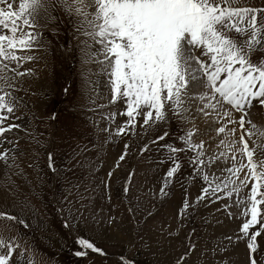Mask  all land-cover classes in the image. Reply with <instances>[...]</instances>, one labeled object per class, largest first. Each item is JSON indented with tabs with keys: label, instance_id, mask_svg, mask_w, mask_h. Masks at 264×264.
Returning <instances> with one entry per match:
<instances>
[{
	"label": "snow or ice",
	"instance_id": "obj_1",
	"mask_svg": "<svg viewBox=\"0 0 264 264\" xmlns=\"http://www.w3.org/2000/svg\"><path fill=\"white\" fill-rule=\"evenodd\" d=\"M60 3L86 38L84 63H96L107 77L103 87L108 106H122L103 115L109 122L104 130L123 137L137 127L151 128L172 118L191 125L181 128L178 144L161 145L169 167L160 194L167 195L186 159L193 178L201 182L197 203L229 201L222 208L240 223L225 239L244 241L249 264H258V238L264 236V127L251 117L253 109L264 113V7L241 0ZM43 8L44 0H0V161L9 159V149L3 146L15 143L6 134L20 127L11 122L18 119L14 116L18 98L11 90L14 81L31 74L24 65L35 59L30 52L39 43L37 18ZM256 53L261 55L254 58ZM117 117L124 119L116 124ZM169 135L166 131L152 143ZM126 155V151L120 155L116 167ZM189 207L185 198L181 215ZM0 218L27 226L5 212ZM77 243L81 247L77 257L87 256L88 250L106 255L87 239L78 238ZM19 247L14 239L0 236V264H20L23 253L14 260ZM194 249L192 245L176 264ZM120 264L135 262L121 256Z\"/></svg>",
	"mask_w": 264,
	"mask_h": 264
},
{
	"label": "rangeland",
	"instance_id": "obj_2",
	"mask_svg": "<svg viewBox=\"0 0 264 264\" xmlns=\"http://www.w3.org/2000/svg\"><path fill=\"white\" fill-rule=\"evenodd\" d=\"M241 2L264 7V0ZM44 4L37 18L40 42L30 52L35 59L24 65L31 74L14 81L13 89L17 111L27 107L36 119L30 121L25 115L24 121L18 120L20 127L13 131L17 142L3 146L9 149V159L0 161V212L24 218L32 228L24 239V250L30 251L26 259L31 257L34 264H120V257L126 256L135 264H176L195 245L182 264H249L245 242L225 239L240 223L225 214L222 204L229 201L197 203L201 182L193 178L187 153L167 195L160 194L169 165L161 145L178 144L181 128L191 125L172 118L151 128L137 127L132 135L118 136V141L111 139L114 133L103 130L106 145L99 159L91 144L100 140L101 127L88 114L92 111L99 119L104 109L116 111L122 106H108L103 87L107 77L96 63H84L86 38L77 31L74 18L65 13L60 0H44ZM97 76L102 88L94 83ZM92 100L106 107L95 110ZM82 106L95 130L84 123ZM123 119L117 117L116 124ZM30 123L33 127L28 131ZM166 131L170 133L166 140L152 143ZM12 133L6 134L10 140ZM145 145L149 150L141 152ZM125 151V160L116 167ZM185 198L191 207L181 215ZM0 236L11 238L2 231ZM78 238L93 242L106 255L88 250L87 256L77 257ZM258 241L256 259L264 264V236Z\"/></svg>",
	"mask_w": 264,
	"mask_h": 264
},
{
	"label": "bare ground",
	"instance_id": "obj_3",
	"mask_svg": "<svg viewBox=\"0 0 264 264\" xmlns=\"http://www.w3.org/2000/svg\"><path fill=\"white\" fill-rule=\"evenodd\" d=\"M91 79L93 81V77ZM101 81H102V79H100L99 76L94 78V83H96L97 87H101L102 86ZM263 117H264V113H259L256 109H253V115H252L251 118H252L254 123H256L259 126H262L263 121H261V120H262ZM157 176H159L158 173H157Z\"/></svg>",
	"mask_w": 264,
	"mask_h": 264
}]
</instances>
